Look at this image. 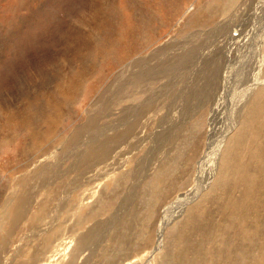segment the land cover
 Returning a JSON list of instances; mask_svg holds the SVG:
<instances>
[{
  "label": "rangeland",
  "instance_id": "rangeland-1",
  "mask_svg": "<svg viewBox=\"0 0 264 264\" xmlns=\"http://www.w3.org/2000/svg\"><path fill=\"white\" fill-rule=\"evenodd\" d=\"M263 87L264 0H0V264L210 259L173 235L229 149L260 157Z\"/></svg>",
  "mask_w": 264,
  "mask_h": 264
},
{
  "label": "bare ground",
  "instance_id": "bare-ground-1",
  "mask_svg": "<svg viewBox=\"0 0 264 264\" xmlns=\"http://www.w3.org/2000/svg\"><path fill=\"white\" fill-rule=\"evenodd\" d=\"M253 96L254 97H250V101H249L250 103H249V107L247 111L248 113L246 112L247 114L244 116L242 120V128H239L242 130H239L240 132L239 134H237L236 138L238 139V141H241L240 139H242V141H244L247 144L252 143L254 146H260L261 155L260 157H257L256 155V158L254 159V157H251L252 156L251 154L250 156L251 160L249 159L246 160V158L239 160V158H241L239 156L240 153L238 152V154H236V151L238 149H236L235 147L234 149L233 148L229 149L227 151L228 153H226L225 158H223L224 159L223 164L221 163L222 164L221 180L219 182L217 181L215 185H213V187L208 185L209 187L207 186V188H210L209 191L205 192L204 194L206 195L203 194L202 196V197H205L206 201L211 204V208L206 210L205 213L200 214L201 213L200 200L198 201L199 203L197 205H194V206L192 205L191 207H188L185 222L181 223V227L180 229H178L179 231L178 235L177 236L176 234L173 235L176 237L175 245L177 246L179 253L181 254V250L178 248V246L181 248H184V246H186L188 249L189 245H193L194 242L192 241L194 239L193 237L195 236H198L200 240L199 244L196 245L194 243L195 246L199 248V251L202 250L201 249L202 246L205 247L208 245V243L211 244V247L212 245H215V246L217 245L219 247L218 244L221 241H222L221 244H223L222 245L223 247L221 246L222 249L218 251H214V253L210 255V259L207 260L202 255V258H197L196 260L190 259L189 260L190 264H205V263L207 264H264V87L261 88V90H259L257 94H253ZM252 119L253 120L257 119V120H260L261 122L260 123L261 125H259L260 128H256L255 131L254 129L253 131L249 129L250 127L248 123ZM254 122L252 121V123ZM257 123L256 125L252 124L251 129L253 126L259 127ZM244 132L246 134H243ZM247 139L248 141H246ZM258 141L260 144L258 143ZM230 142H228V144ZM227 149L226 147L224 148L225 152ZM194 153L197 154V152H194ZM246 154L247 153L245 152L244 155ZM221 156L223 157V155ZM194 158L193 156L190 155V158L187 156L185 160H188L187 162L189 163V160H192ZM182 173L183 171L179 170L176 174V180L170 183L172 190L173 189L175 190L179 186L181 179L186 178V176L188 175V174L182 175ZM233 173L235 177L238 175L236 180L232 179L234 178L232 176ZM253 176H254V179H253L254 182L249 183L248 178L249 177L253 178ZM193 192L194 194L192 196L194 197L197 195L201 196L200 191L198 189L194 190ZM157 194L160 197L159 199H164L161 192L157 191ZM190 199L192 198L190 197ZM260 199H263V200H260ZM258 213L263 217L261 219L259 218L258 220L255 219L257 221L250 222L249 221L251 219L250 215L259 217ZM216 217H221L223 219H226V220H221L220 223H222L225 227H228L230 230H232L231 231L232 235L226 229H224L223 226L218 225L219 222L215 221ZM183 253L184 252H182V254ZM190 255L192 254L190 253ZM186 260L188 262V259L186 258L181 259V263L186 264ZM21 264H29V262L26 261V263H21Z\"/></svg>",
  "mask_w": 264,
  "mask_h": 264
}]
</instances>
